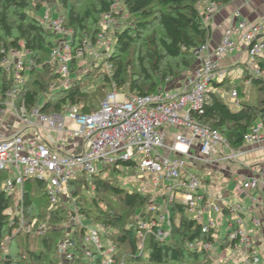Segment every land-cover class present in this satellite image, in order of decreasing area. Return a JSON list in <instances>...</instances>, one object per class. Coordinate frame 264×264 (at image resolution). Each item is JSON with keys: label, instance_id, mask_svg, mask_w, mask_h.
Returning a JSON list of instances; mask_svg holds the SVG:
<instances>
[{"label": "trees", "instance_id": "obj_1", "mask_svg": "<svg viewBox=\"0 0 264 264\" xmlns=\"http://www.w3.org/2000/svg\"><path fill=\"white\" fill-rule=\"evenodd\" d=\"M34 1L36 3L31 5ZM47 1L0 0V51L24 49L32 63L17 103L31 109L41 96L49 94L41 106L42 113L60 112L65 106L76 105L81 107L82 114H88L99 106L86 104L89 96L83 86L88 74L74 78L66 90H49L50 85L59 80L56 69L48 62L58 38L28 13L31 10L37 13ZM90 1L89 6L77 11L71 0H57L58 5L66 10L64 25L71 31V74L83 42L89 38L94 43L101 17L110 11L115 0ZM198 1L121 0L128 22L115 36L113 53L107 59L112 71L98 79L103 83L101 88L107 85L108 89L115 88L144 96L162 89L166 80H177L191 71L196 65V51L207 44L210 36L209 27L202 22ZM212 1L219 7L230 2ZM136 44L142 53L136 57V64H133L125 57ZM1 58L0 52V61ZM257 65L264 71V58L258 59ZM10 86L11 79L0 67V102ZM248 86L253 90L255 100L241 99ZM212 89L202 107V113L195 117L202 126L222 136L230 149L240 150L244 146V135L256 123L264 126V79L254 78L248 74V70H244L240 78L214 82ZM223 91L236 92L239 100L237 107L234 108L220 97ZM120 165L131 166L129 163ZM117 171L113 167L110 175ZM108 172L109 168L100 170L88 179L90 182L84 176L69 182L67 189L75 211L68 208V203L62 202L59 207L47 213L38 212L42 205L49 207L45 184L38 180L27 181L22 197L18 200L22 218L26 223L34 220L36 224H46L49 228L43 235L19 232L14 236L19 218L9 212L14 203L13 197L2 190L8 175L0 173V264H16L18 256L23 264H100L99 258L92 263L84 259L80 245L84 228L77 225L68 229L66 227L69 218L78 214L89 222L88 225L103 231V239L115 247V264H125L126 261L130 264L210 263L211 252L198 248V245L213 243V230L202 233V225L189 217L186 207L176 201H166L164 207L169 213L167 239L160 241L148 234L140 248L137 237L139 223L151 222L160 212L156 210L151 217V212H147V206L152 204L150 196L136 190L128 191L119 182L110 179L111 176L107 177ZM82 186H88L94 194L90 203L80 192ZM37 193L45 198L44 204L36 198ZM108 194L119 200L118 209L109 203L102 205ZM96 197L101 200L98 202ZM6 238H9V246L7 252H4L2 244ZM63 240H70L75 245L76 258L73 262L64 261L58 252V245ZM225 242L222 248H233L234 243L227 236ZM190 244L195 245V248H189ZM15 251L17 256H14Z\"/></svg>", "mask_w": 264, "mask_h": 264}, {"label": "built area", "instance_id": "obj_2", "mask_svg": "<svg viewBox=\"0 0 264 264\" xmlns=\"http://www.w3.org/2000/svg\"><path fill=\"white\" fill-rule=\"evenodd\" d=\"M119 2L120 0H115L110 11L101 17L95 36L96 45L99 47L108 44L107 32L116 22V17L123 16L124 8L118 6ZM218 9L219 6L212 0L198 1V10L206 26ZM237 15L236 13L235 16ZM64 20V16L52 18L46 10L41 21L42 27L58 38L48 59L59 76L58 85H50L51 92L66 90L73 81L70 74L71 31L65 27ZM235 36H238L250 60L248 74L264 79V71L257 65V60L264 58V22L253 24L240 20L225 29L219 44L211 53L202 57L207 52V44L196 51L197 67L183 77L176 92L164 87L171 80H166L162 89L144 96L112 88L105 93L98 108L88 114H82L81 107L76 105L65 106L60 112L48 114L40 111L41 106L38 103L31 109H27L24 104L18 105L17 98L27 80L24 79L26 62L29 70L32 63L24 49L1 50L0 67L11 79V86L0 102V118L10 109L25 127L41 125L49 133L54 132L61 134L63 138L82 141V150L79 153L68 154L49 147L54 144L50 135L43 142L25 139L19 131L10 135L0 132V173L8 175L2 184V190L7 194L15 192L21 198L27 181L44 182L49 209L54 210L62 204L64 198H68L67 186L70 181L81 176L88 180L104 168L115 167L122 171L124 167L120 163H129V169L149 176L155 188L159 187L161 181L169 182L170 185L165 187L167 200L164 199V204L166 201L183 204L187 215L202 225V233L214 229L210 217L208 223H202L203 213L209 216L211 212H228L233 217V225L227 238L234 243L233 248L246 253L245 264H262V259L253 251V240L237 214L240 208L218 205L207 194L201 179L190 172L187 166L188 160L212 166L217 159L230 162L243 155L241 149H230L222 136L202 126L195 117L202 113L207 95L213 91L212 84L229 78L228 70L222 68L220 63L236 52L238 46ZM87 42L84 41L78 54L83 48H87ZM228 97L229 104L237 107L236 92H230ZM263 130L264 126L256 123L244 135V146L260 144ZM169 131L173 132L170 141ZM193 148L197 156L191 154ZM160 150H163V154ZM261 150L264 153V146H261ZM259 181L258 177L243 180L236 184L234 192L238 196L247 195L257 189ZM156 210L154 205L147 208V212ZM164 210L152 222L139 223L138 228L143 232L137 236L140 248L148 234L160 241L167 239L169 213L167 209ZM17 216L19 223L13 236L19 232L43 235L49 228L46 224H36V221L26 223L22 215L17 213ZM76 218L77 215L72 218V226L84 228L80 241L84 259L92 263L99 258L100 264H115V247L103 239L97 228L83 225L80 219L75 221ZM252 223L255 227L260 225L258 219H253ZM74 248L75 245L70 240H63L58 245V252L64 261L73 262L76 258ZM189 248L194 249L195 245L190 244ZM198 248L209 252L214 250L212 242L198 245Z\"/></svg>", "mask_w": 264, "mask_h": 264}, {"label": "crops", "instance_id": "obj_3", "mask_svg": "<svg viewBox=\"0 0 264 264\" xmlns=\"http://www.w3.org/2000/svg\"><path fill=\"white\" fill-rule=\"evenodd\" d=\"M236 13L238 14L237 16H235ZM240 20L253 24L264 22V0H230L226 5L220 6L211 22L207 25L210 30V36L207 42V52L203 53L202 57H205L216 48L223 32L230 24L237 23ZM234 39L238 46L236 52L220 63L222 68L233 70L234 76H232V80L241 77V69L237 67L238 64L250 63L246 50L238 36H235ZM195 67H197V64ZM184 76L174 81L171 80L164 87L171 92H176ZM228 96V92L223 91L220 93V97L230 103ZM236 102L239 103V100L237 99ZM233 107L235 108L236 106ZM17 131L21 132L25 139H36L43 142H45L47 135H50L54 139V144L49 147L60 153L76 154L82 150V141L80 139L63 138L61 134L49 133L41 125L33 128L25 127L18 120L15 113L7 109L6 114L0 118V132L10 135ZM172 133V131H169V141ZM261 133V143L243 146L241 149L243 155L238 157L236 161L222 162L217 159L214 165L208 166L200 161L188 160L187 166L190 172L201 179L207 194L218 205L223 207L230 205L240 208L237 214L242 219L244 228L253 240L255 255L261 258V263L264 264V153L261 150V146H264V130ZM190 152L197 156L194 148ZM252 177H258L260 180L256 190L240 196L236 195L234 190L232 191L233 187L235 189L236 184ZM146 179L148 178L146 177ZM165 184V187L170 185L167 181H165ZM209 217L214 223V252L211 255V260H217L215 261L218 262L217 264H245L246 253L243 250H235L230 246L222 248V246L226 245L225 238L231 231L233 217L226 211L221 214L211 212L209 216L203 213L202 223H208ZM253 219L259 220V227L253 225ZM222 230L225 234L220 237L219 233Z\"/></svg>", "mask_w": 264, "mask_h": 264}, {"label": "rangeland", "instance_id": "obj_4", "mask_svg": "<svg viewBox=\"0 0 264 264\" xmlns=\"http://www.w3.org/2000/svg\"><path fill=\"white\" fill-rule=\"evenodd\" d=\"M72 4L75 5L76 10L77 11H82L84 8H86L87 6L90 5V0H71ZM36 2H32L31 5H34ZM118 6H122V2L120 0ZM46 10L50 13V16L52 18H56L58 16H64L65 13V9H63L62 7H60L57 3V0H48L45 4H43L40 8V10L34 14V12L31 10L28 13L30 14V16L34 17L37 21L41 22L42 18L46 12ZM128 22V16L126 15L125 11L123 10V16H120L117 18L116 17V22L112 25V27L110 28V30L107 32L106 38H107V42L108 44H104L102 46L99 47V45H96V42L94 41L91 42V40L88 38L87 39V48H83V50L80 52V54L77 53V59H76V66L71 74V79L80 77L83 74H88V78L86 79L87 81L84 82V86L83 89L85 91H87L88 93V101L86 102V104L88 105H95L97 106L100 101L102 100V96H104V92L108 91L110 89H108V86L105 85L103 88H101L102 86V82L99 81L98 79L101 78V76H103L104 74H109L112 71L111 65L108 63L107 59L108 57L113 53V48H114V44L116 41V34L118 32H121L125 26L127 25ZM97 35V34H96ZM84 43V42H83ZM83 45V44H82ZM141 49L138 46V44L132 46V48L130 49V52L127 54L128 56L125 57V59L131 60V62L133 64H136V57L140 54ZM142 53V52H141ZM245 66V68H244ZM248 63L244 64V65H240L238 64V68L241 69V74L242 72L245 70L247 72L248 69ZM100 67V68H99ZM99 68V69H97ZM236 69V68H233ZM28 72H29V65L26 62V69L24 72V79L27 78L28 76ZM228 74H229V78L232 79V76H234V72L233 70H228ZM55 85V84H54ZM56 85H58V83H56ZM244 90V88H243ZM242 90V91H243ZM226 92V91H225ZM230 94V92H228ZM254 92L253 90L248 86L246 87L245 90V95L244 97H242L241 99H250V100H255L254 98ZM44 97L41 96V98L39 99V106H42L45 102L46 99L49 97V94H47L45 96V94L43 95ZM161 154H163V150H160ZM112 168H109V172L107 173V177L111 176L110 179L115 180V182H119V184L127 189L128 191H139L143 194H148L150 196V198L152 199V204L148 205V207L154 205L155 208L157 209V211H159L160 213L164 212V199L167 200L166 198V192H165V181H161L159 187L155 188L152 184H151V178L148 177L147 175H145L148 179H146V177L144 175H142L138 170H133V169H129L128 167H124L122 169V171H117L115 172V174L110 175V172L112 171ZM89 181V180H87ZM90 182V181H89ZM148 183V185H146ZM88 186H82L80 187V189H78L82 195H84L86 197V199L88 200V202H91V199L94 197L93 192L91 191V188L88 189ZM234 190V187L232 188V191ZM9 195H11L13 197V205L12 208H10V213L13 215H17L20 214V216L22 215L21 212H19V210L21 208H18V200H20V196L15 193V192H10ZM36 198H38L41 201V204H44L45 198H41L40 195L37 193L36 194ZM98 202L99 200H101L99 197H96ZM68 203V208L75 211L74 207L72 205V201L70 199V195L68 193V198H64L63 200V204H67ZM107 203H109V205H113V208L118 209V203L119 200H117L116 197L105 195L104 197V201L102 203L103 206H105ZM49 207L48 205H42L40 206V209H38V212L42 213L44 211V213H47L49 211ZM43 213V214H44ZM37 213L35 212L34 215H36ZM151 217L154 216L155 211L151 212ZM74 217H76V215H74ZM73 217L69 218V220L67 221L66 227L67 229L70 228L73 225ZM80 219L81 223L83 225L86 226H91L88 225L87 221L80 216L79 214L77 215V218L75 221H78ZM34 221V220H33ZM32 221V222H33ZM152 222V221H151ZM150 223V222H149ZM101 232V231H100ZM103 234V231L101 232ZM143 233L142 231H138V234ZM32 234V233H31ZM225 234V232L222 230L219 233L220 237H223ZM36 235V234H35ZM103 236V235H102ZM146 237V236H145ZM105 240V239H104ZM8 246H9V238H6L2 244V250L4 252H7L8 250ZM36 250H38V248H36ZM214 252V250L211 252ZM16 251L14 253V256L16 255ZM217 255V254H216ZM20 256H18V258L16 259V264H23L21 262L22 259H19ZM212 257V256H211ZM87 261V259H85ZM217 260L214 259L210 260L209 264H217L218 262H215ZM88 262V261H87ZM125 264H130L129 262H125Z\"/></svg>", "mask_w": 264, "mask_h": 264}]
</instances>
